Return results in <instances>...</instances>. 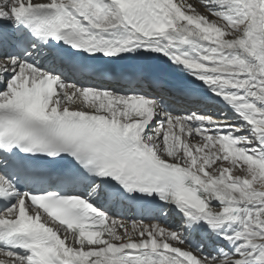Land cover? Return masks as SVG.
<instances>
[{
	"label": "snow or ice",
	"instance_id": "snow-or-ice-1",
	"mask_svg": "<svg viewBox=\"0 0 264 264\" xmlns=\"http://www.w3.org/2000/svg\"><path fill=\"white\" fill-rule=\"evenodd\" d=\"M0 264H264V0H0Z\"/></svg>",
	"mask_w": 264,
	"mask_h": 264
}]
</instances>
